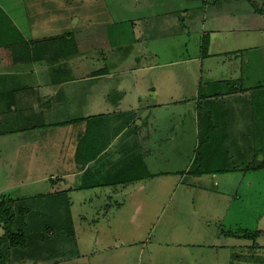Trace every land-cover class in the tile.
Listing matches in <instances>:
<instances>
[{"label": "rangeland", "instance_id": "rangeland-1", "mask_svg": "<svg viewBox=\"0 0 264 264\" xmlns=\"http://www.w3.org/2000/svg\"><path fill=\"white\" fill-rule=\"evenodd\" d=\"M210 1L215 4L205 5L207 0H0V66L6 67L4 71L0 67V201L8 200L13 212L12 233L27 239L25 247L0 244L6 264H264V169L200 177L186 173L195 146L186 121L196 105L190 91L197 81L203 84L202 74L232 72L222 58H203L210 40L212 55L247 50L237 66L259 71L260 84L254 110L245 98L236 103L241 106L237 114L244 126L249 118L255 129L264 126V0H253L259 16L250 0H243L249 4L246 8L243 2L238 7L229 0ZM218 4L221 11L237 12L246 30L211 34L206 23ZM8 18L16 27L9 31L12 37H25L17 47L7 45V36L5 40L9 33L3 26ZM101 36L104 47L99 45ZM102 70L116 77L106 83L99 79ZM89 73L95 76L90 81ZM49 78L51 82L77 80L55 90L50 114L43 109L31 112L36 95L42 96L47 87L53 89ZM218 86L215 89L225 87ZM23 89L29 91L24 96ZM120 91L125 92L124 98ZM167 92L173 96L163 94ZM103 94L107 99L99 104ZM62 97L71 99L69 106L57 104ZM122 98L119 110L136 108L132 112L139 116L135 127L141 131L142 144L150 114L154 119L174 110L183 112L185 126L175 125L176 134L170 132L175 123L170 119L159 124L161 135L156 133L163 139L162 151L156 153L159 161L183 154L178 159L184 173L181 184L179 176H163V181L151 180L142 191L131 186L127 196L104 206L94 195L99 194L96 189L72 192L76 195L71 207L67 197L61 201L52 197L57 193H47L54 181L51 175L68 169V158L61 159L60 154H69L71 132L76 130L78 135L83 123L54 129L38 141L43 124L98 115L108 106L117 107ZM158 102L168 105L159 109ZM220 104L212 103L211 109L204 104L199 115L213 122ZM34 126L41 129L36 145H20L36 134ZM88 126L85 134L80 133L81 140L88 132L99 131V121L94 132ZM142 146L143 153L145 143ZM163 162L160 168L166 169ZM4 233L0 222V237Z\"/></svg>", "mask_w": 264, "mask_h": 264}, {"label": "crops", "instance_id": "crops-1", "mask_svg": "<svg viewBox=\"0 0 264 264\" xmlns=\"http://www.w3.org/2000/svg\"><path fill=\"white\" fill-rule=\"evenodd\" d=\"M233 2L234 5H237L238 7H241V2L243 0H229L228 3ZM250 2L254 6L253 0H250ZM221 3V2H220ZM212 4L214 5V2H211L210 0H207L205 5ZM218 8L215 10L216 12L212 15L210 21H208L206 26H209V30L211 34H219L220 32H224V34H231V33H240L242 31L246 30V27L243 25V18H241L237 12L233 11H221L220 7L221 4L217 5ZM243 6L246 8L249 4L246 2H243ZM248 11V8L245 9ZM233 13V14H231ZM254 13L259 16L258 12L254 9ZM187 13H184V16H187ZM204 25L202 26V28ZM19 29V28H18ZM205 30V27H204ZM23 37V36H22ZM25 40V37H23ZM102 38L100 37L99 45H102ZM211 42V43H210ZM108 43V41H107ZM213 44V41H209L208 45V52L206 53L207 57H203L206 60L210 58H222V63H224L226 66H229L232 70L230 72L229 70L225 71V73H221L220 71L216 74H212L210 76L200 77V79H205L203 81V84H201V81H197L194 85V88L191 92V94H194L196 97V100L194 101V107L191 113L189 114L188 118H186L188 127L190 128L191 132L193 133L195 139V146L193 149V155L191 158V161H189L188 167L190 166L191 162L194 159L195 151L197 149L198 141L201 137H209L210 141H217V139L222 138L227 142V144L236 143L239 144V150L245 151L246 147L254 146L257 143H261V126L257 127L255 129V126L249 122L250 118L247 119V123L242 125L241 119L239 114H237L238 111L241 110V106L236 104L238 101L243 100L247 98V102H249L253 107L254 110V103L257 101L254 96L258 93V86L260 83H257L258 78V72L256 70H242L239 66H237V62L239 58L247 51L245 49L241 50H235L233 52H225L220 54H210L209 47ZM19 44L16 45V47ZM105 45H102L104 47ZM201 47V45H200ZM16 51V50H15ZM230 54V55H229ZM14 56V55H13ZM18 57V56H16ZM15 57V58H16ZM202 65L204 59H201ZM16 61V60H15ZM18 62V61H17ZM243 62H240V65ZM249 63V62H248ZM248 63H244L245 68H248ZM2 69L6 67L3 66ZM255 65V62H253ZM212 69V68H211ZM249 69V68H248ZM212 70H215L212 69ZM230 72V73H229ZM257 72V73H256ZM31 74V73H30ZM32 74H36V71ZM21 75V74H20ZM24 75V74H22ZM230 75V76H229ZM88 81L92 80L95 76L92 75V73L87 75ZM116 77L115 73H110L107 71L102 70L99 72V79H103L104 82L110 83L113 81V79ZM98 78V77H96ZM53 79V78H52ZM48 82H51L50 78L48 79ZM77 79L72 80H61L54 81L52 80L50 86L52 85V90L48 89V91L45 89H42V96L39 94L36 95V99H33V103L31 102L32 106L36 104V106L33 107L31 110L34 111L35 109L37 111H41V109L45 110L47 114H50V111L53 108V104L55 102V98L52 99L55 95V90H60L61 87H66V85H69V83L74 82ZM58 82V83H57ZM46 83V84H47ZM218 85H224L225 87L218 88ZM49 86V87H50ZM40 87V86H39ZM62 87V88H63ZM225 88V89H224ZM29 89V88H27ZM26 89H23V96L27 94L29 91H25ZM39 90V88H37ZM41 90H39L40 92ZM123 92V98L125 96L124 91H120V93ZM38 93V92H37ZM58 93V92H57ZM33 94V93H32ZM35 94V93H34ZM33 94V95H34ZM105 94V93H104ZM104 94L99 97V104L103 103L107 97H104ZM143 95L145 93H142ZM159 92H154V97H158ZM170 96H173V93H163ZM162 94V95H163ZM107 96V95H106ZM35 97V95H34ZM230 98V100L228 98ZM123 98L118 101L117 107L111 108L108 106V108L105 110L104 113H93L90 115H83L81 118L75 119V118H67L63 121L59 122H48L44 123L42 127V134L40 137L37 138V135L40 134L37 126H34V129H36V134H31V137H28V139H23L22 142H20V145L24 146L26 145H36L37 140L38 141L43 137L46 136V134H51L54 129H71L78 124V122H82L83 126L82 129L78 135H76V130L71 132V138L72 145L69 148V154L64 156L63 152L60 154L61 159L68 158V169L59 171L58 173H54L51 175V177H54V181H52V185H50L51 190L47 193H54L52 197H57L59 201L65 200L67 197V205L70 207L73 204L75 193L72 194V192L75 191H84V190H94L96 189L99 191V194H94L96 197H99V201L104 203L116 200L118 198H123V195L125 192L129 191L130 187L132 186L133 190L135 188V191H142L146 188V186L149 184L151 180H162L161 177L163 176H179V182L181 184L183 180V170L182 165L180 164V161L178 159H181L183 157V154H178L176 156L172 157H166L164 156V162L159 161L157 159L156 153H160L162 149L159 147V143L163 139H158V135L156 134L158 131V134L161 135V130L158 129L159 124H162L165 122L164 119H170V121H174V126H172L170 132L174 135L175 132V125H180V127L183 128L184 125V118H182V113L178 110L172 111V113L168 114H161L158 115V117H155L154 119H151L150 114V120L147 117L146 125H147V138L145 139V148L144 152L143 150V144L142 141H144L142 138H140L141 131H138V129L135 127V123L138 120L139 116L134 113L135 109L134 107H130L126 110H119L121 109V103L123 102ZM173 98V97H172ZM249 98V99H248ZM40 99H43L42 101ZM28 101L24 98L23 101ZM22 101V102H23ZM69 101L71 99H67L62 97L61 100L57 103H64V105L67 104L69 106ZM235 103H234V102ZM39 102V103H38ZM90 102V101H89ZM162 102V101H161ZM155 103V107L161 109L162 107H167L168 102L165 103ZM221 102L219 107V112L215 116L214 121L207 122L204 120L202 115H199V110H205L204 104L211 109L212 103H218ZM226 102L225 107L223 103ZM38 103V105H37ZM200 104V105H199ZM203 104V107H201ZM61 105V104H60ZM75 105H80L76 104ZM85 105V104H84ZM84 105L82 107H84ZM238 105L237 108H235ZM112 106V105H111ZM257 106V113L258 108L261 109L260 103H257L255 107ZM111 110H113V113H111ZM118 113H117V112ZM134 111V112H132ZM150 112V110H149ZM206 113H210V111H206ZM156 116L155 114H153ZM87 117H95L90 118L95 121V126L99 121V131L90 133L91 139H89L90 144H84V148H80V142L81 139L79 138L80 133L85 134V125L88 126V122L85 120ZM84 118V119H83ZM149 120V122H148ZM142 121H138V126H141ZM39 127V126H38ZM33 128V127H32ZM163 130V129H162ZM139 132V133H137ZM160 132V133H159ZM89 133V132H88ZM40 138V139H39ZM181 138V137H180ZM169 140V139H168ZM167 140V141H168ZM173 141L174 139H170ZM181 141H178L175 143H181ZM87 143V142H86ZM65 144V140H64ZM142 144V145H140ZM67 145V141H66ZM99 149L98 155H95L94 157H90L91 161H87V163H79L76 161L77 153L79 151H82V155L80 157H83V159H86L87 156L91 155L93 153V149ZM173 150H176V146L172 147ZM42 155L44 156L45 147L42 149ZM161 156V155H160ZM250 154H248V157ZM247 157V158H248ZM59 158V159H60ZM250 158V157H249ZM263 158V157H262ZM81 159V158H80ZM262 160V159H261ZM260 160V161H261ZM165 163L167 167L166 169H161V163ZM170 162V163H169ZM180 164V165H179ZM186 168V173L189 168ZM194 177L193 175H191ZM163 181V180H162ZM159 191H161L162 183H159ZM152 190V189H150ZM122 192V193H121ZM70 193V196H67L66 194ZM44 194V193H42ZM127 196V195H124ZM45 195H40L38 198H44ZM63 197V198H62ZM83 198V203L86 202L85 196H81ZM102 208V206H101Z\"/></svg>", "mask_w": 264, "mask_h": 264}, {"label": "trees", "instance_id": "trees-1", "mask_svg": "<svg viewBox=\"0 0 264 264\" xmlns=\"http://www.w3.org/2000/svg\"><path fill=\"white\" fill-rule=\"evenodd\" d=\"M5 22H7L8 24H4L3 28L6 27L4 30H8V33L10 30H16L15 25L9 20V18ZM6 36L8 37L7 45L9 46L19 44V42L22 43V41H24L23 37H21V40L13 38L11 33H5V40ZM1 44H3V42ZM261 105H264V102L262 100ZM90 118L95 117L85 118V120L87 121L90 120L88 122V131L91 128H95V121ZM91 136L92 135H90V133L86 134L85 139L81 140L80 142V148H84V144H90L89 139H91ZM98 153L99 149L95 148L93 149V153L91 155L87 156L86 159H83V157H80L83 153L82 151H79V153H77L78 155L76 161H78L79 163H87V161L93 160H90V157H94L95 155H98ZM248 154H250V158H247ZM259 154H261L264 158V126H261V143H257L248 149L246 147L245 151L239 150V144H227V142L222 138L217 139V141H210L209 137H207V139L205 137H201L198 141L194 159L190 164V167H193L194 171H192V169H188L187 173L193 175L194 177H200L203 174H220L232 170L240 172L244 170L250 171L264 169V160L260 161L256 159L257 155ZM7 203L8 200L0 201V222L3 224L5 230L4 235L0 237V244L5 242L7 244L10 243V246H13L15 244L25 247L27 243L26 235H17L12 233L14 216H12L13 212L11 210V207L7 206ZM7 244L6 247L9 248ZM6 262L7 259L4 258V255L0 252V264H6Z\"/></svg>", "mask_w": 264, "mask_h": 264}, {"label": "water", "instance_id": "water-1", "mask_svg": "<svg viewBox=\"0 0 264 264\" xmlns=\"http://www.w3.org/2000/svg\"><path fill=\"white\" fill-rule=\"evenodd\" d=\"M260 159H262V156L260 157Z\"/></svg>", "mask_w": 264, "mask_h": 264}]
</instances>
